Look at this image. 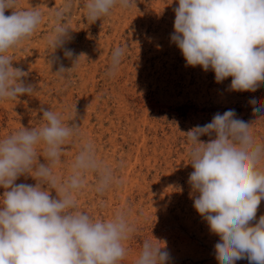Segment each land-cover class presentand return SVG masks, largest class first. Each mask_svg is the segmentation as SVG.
<instances>
[{
  "label": "clouds",
  "instance_id": "clouds-1",
  "mask_svg": "<svg viewBox=\"0 0 264 264\" xmlns=\"http://www.w3.org/2000/svg\"><path fill=\"white\" fill-rule=\"evenodd\" d=\"M133 4L135 0H87L86 20L95 23L114 9L128 10ZM71 7L66 3L49 12L53 26L46 42L54 62L60 60L55 56L57 49L65 58L75 55L65 47L72 39L65 19ZM173 11L170 41L181 51L186 66L213 71L218 84L231 77L230 91L255 92L264 84V0H178ZM43 20L38 7L22 10L18 0H0V101L36 92L23 79L27 73L13 67L8 53L29 40ZM126 50V46L112 50L109 77L118 74ZM81 57L86 58L79 54L71 68L60 63L54 74L66 79ZM250 104L257 105V101L252 99ZM40 111V127L21 126L0 138V188L4 189L0 264H120L128 255L126 243L136 231L130 209H117L108 219L94 217L79 209L78 197L88 187L89 175H95L93 190L99 196L122 187L117 171L125 163L109 164L98 157L90 138H82L69 174L61 177L55 169L62 163L66 146L81 137V126L68 123L75 119V110L67 122L59 111ZM252 111L264 116V104ZM182 133L194 169L188 183L192 193H198L190 197L210 232L219 237L214 245L218 264L242 259L264 264V215L251 223L264 199V142L257 140L253 123L229 109ZM201 136L210 139L204 142ZM41 156L45 163L40 162ZM21 176L36 183L17 184ZM53 189L56 197L51 195ZM162 249L166 242L154 237L145 240L134 264H169L170 254Z\"/></svg>",
  "mask_w": 264,
  "mask_h": 264
},
{
  "label": "rangeland",
  "instance_id": "rangeland-1",
  "mask_svg": "<svg viewBox=\"0 0 264 264\" xmlns=\"http://www.w3.org/2000/svg\"><path fill=\"white\" fill-rule=\"evenodd\" d=\"M66 3L72 5L65 17L72 39L65 47L74 50L75 55L68 59L57 49L55 56L60 60L54 62L46 42L53 26L49 12ZM86 3L87 0H18L19 9L38 7L44 14L34 35L8 53L14 60L13 67L27 73L25 83H32L37 90L32 96L0 101V134L6 136L25 125L23 113L30 117V127H40L41 108L59 111L65 122L75 110V119L68 123L81 124V137L66 146L62 163L55 171L61 177L69 174L82 138H90L99 158L109 164L125 163V168L117 171L122 187L99 196L93 190L95 175H89L88 187L78 197L79 209L94 217L108 219L117 209H130L136 231L126 243L128 255L120 264H134L143 242L153 237L166 242V249L162 250L169 252V264H218L214 245L219 237L210 232L190 197V193H198H192L188 183L194 169L189 164V145L182 132L210 122L217 112L234 109L238 118L253 123L257 140L264 142V116L252 111L254 106L264 104V84L255 92L230 91L231 77L218 84L213 71L186 66L181 51L170 41L173 9L178 0H135L130 9H114L111 15L92 24L86 20ZM120 46L127 48L125 57L118 74L109 77L106 73L111 52ZM81 53L86 58L81 57L78 66L65 74L66 79L54 74L60 63L71 68ZM252 99L257 105L250 104ZM4 102L10 103L9 109L2 105ZM22 102H28L25 108L20 105ZM33 109L37 111L33 113ZM10 120L19 126L11 128ZM209 139L200 137L204 142ZM127 164L132 165L128 171ZM51 195L56 197L54 189ZM261 215L264 199L251 223L258 222ZM236 264L249 262L242 259Z\"/></svg>",
  "mask_w": 264,
  "mask_h": 264
},
{
  "label": "bare ground",
  "instance_id": "bare-ground-1",
  "mask_svg": "<svg viewBox=\"0 0 264 264\" xmlns=\"http://www.w3.org/2000/svg\"><path fill=\"white\" fill-rule=\"evenodd\" d=\"M171 11V10H170ZM159 50V49H158ZM15 57V56H14ZM14 62V61H13ZM36 63H38V62H36ZM158 63V62H157ZM19 64H21V63H19ZM24 65H26V64H24ZM33 66V65H32ZM161 69V68H160ZM38 70V69H37ZM35 71V70H34ZM40 72V71H39ZM41 73V72H40ZM45 73V72H44ZM38 74V73H37ZM199 74V73H198ZM40 75V74H39ZM33 76V75H32ZM44 76V75H43ZM46 76V75H45ZM28 79H30V78H28ZM32 80V79H31ZM37 80V79H36ZM38 83V82H37ZM40 84V83H39ZM31 85H32V83H31ZM41 86V85H40ZM37 90V89H36ZM41 91V90H40ZM37 94V93H36ZM41 97V96H40ZM30 98V97H29ZM45 98V97H44ZM38 99V98H37ZM28 101V100H27ZM27 103L28 102H22V104H20L22 107H26L27 106ZM29 103H32V102H29ZM42 103V102H41ZM43 104V103H42ZM2 105L6 108V109H9L10 108V103H2ZM56 105V104H55ZM70 105V104H69ZM17 106V105H16ZM19 106H17V108H18ZM52 107V106H51ZM46 108V107H45ZM37 109V108H36ZM62 109V108H61ZM33 111V113H35L37 110H35V109H33L32 110ZM42 113V112H41ZM15 114V113H14ZM90 115V114H89ZM21 116H22V118H23V120H24V123H25V125H22L23 127H25V128H32V127H30L29 125V122H30V120H29V118L27 117L28 115H27V113H23V114H21ZM35 116V115H34ZM76 117V116H75ZM87 117V116H86ZM33 118V117H32ZM82 118V117H81ZM88 118V117H87ZM90 118V117H89ZM15 119V118H14ZM17 120V119H16ZM85 120V119H84ZM76 121V120H75ZM86 121V120H85ZM1 123V122H0ZM7 123V122H6ZM81 125V124H80ZM8 126H10L11 128H13V129H15L16 127H18L19 126V123L17 122V121H14V120H10L9 122H8ZM18 130V129H17ZM145 135V134H144ZM128 136V135H127ZM126 136V137H127ZM2 137H4V134L3 133H1L0 134V138H2ZM88 137H90V136H88ZM149 137V136H148ZM157 137V136H156ZM108 138V137H107ZM128 139H130V138H128ZM77 140V139H76ZM134 140V139H133ZM120 141V140H119ZM154 141V140H153ZM157 141V140H156ZM134 142V141H133ZM142 142V141H141ZM76 143V142H75ZM146 143V142H145ZM79 144V143H78ZM157 144V143H156ZM70 145V144H69ZM128 145V144H127ZM146 145V144H145ZM151 145V144H150ZM136 146V145H135ZM138 147V146H137ZM73 148V147H72ZM67 149V148H66ZM78 149V148H77ZM38 150H39V146H38ZM116 150V149H115ZM98 151V150H97ZM142 153V152H141ZM66 155V154H65ZM113 156V155H112ZM65 157V156H64ZM74 157V156H73ZM99 157V156H98ZM107 157V156H106ZM39 160H40V162L41 163H45V161H44V158L41 156V157H39ZM109 160V159H108ZM127 167H126V170L128 171V170H130L132 167V165H130V164H127L126 165ZM59 166H57V168L56 169H59L58 168ZM124 168H125V166H124ZM55 169V170H56ZM120 171V170H119ZM16 183L17 184H19V183H27V184H35L36 183V181L35 180H33L31 177H25V176H21L17 181H16ZM89 189V188H88ZM91 189V188H90ZM126 191V190H125ZM0 192H4V189L3 188H0ZM90 192V191H89ZM111 192V191H110ZM83 193H85V192H83ZM93 194V193H92ZM140 194V193H139ZM144 194V193H143ZM88 195V194H87ZM106 197H108V196H106ZM86 199V198H85ZM87 199H89V198H87ZM121 199V198H120ZM96 201V200H95ZM109 201V200H108ZM120 202V201H119ZM132 202V201H131ZM136 202V201H135ZM176 202V201H175ZM133 203V202H132ZM90 205V204H89ZM126 205V204H125ZM152 205V204H151ZM88 206V205H87ZM97 207V206H96ZM119 207V206H118ZM117 207V208H118ZM87 208H89V207H87ZM108 208V207H107ZM144 208V207H143ZM158 208V207H157ZM178 208H180V207H178ZM94 209V208H93ZM106 209V208H105ZM104 209V210H105ZM132 209H133V207H132ZM109 210V209H108ZM137 210H138V208H137ZM149 210V209H148ZM147 210V211H148ZM168 210V209H167ZM182 210V209H181ZM90 211V210H89ZM107 211V210H106ZM153 211V210H152ZM98 212V211H97ZM157 212V211H156ZM90 213V212H89ZM96 214V213H95ZM155 215V214H154ZM176 215V214H175ZM99 216V215H98ZM109 217V216H108ZM160 217V216H159ZM159 217H157V218H159ZM156 218V217H155ZM155 225V224H154ZM159 225V224H158ZM170 228V227H169ZM148 231V230H147ZM144 232V231H143ZM149 234V233H148ZM173 234V233H172ZM173 236V235H172ZM190 237V236H189ZM155 238V237H154ZM150 240V239H149ZM165 241H166V239H165ZM128 242V241H127ZM185 242V241H184ZM130 244V243H129ZM181 245V244H180ZM129 246V245H128ZM140 247V246H139ZM138 247V248H139ZM136 248V247H135ZM128 249V248H127ZM132 252V251H131Z\"/></svg>",
  "mask_w": 264,
  "mask_h": 264
}]
</instances>
